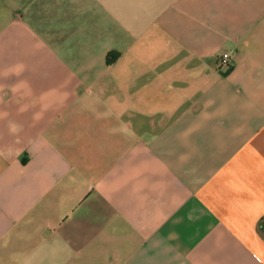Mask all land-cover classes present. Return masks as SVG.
Segmentation results:
<instances>
[{
	"label": "crops",
	"instance_id": "crops-1",
	"mask_svg": "<svg viewBox=\"0 0 264 264\" xmlns=\"http://www.w3.org/2000/svg\"><path fill=\"white\" fill-rule=\"evenodd\" d=\"M0 264H264V0H0Z\"/></svg>",
	"mask_w": 264,
	"mask_h": 264
},
{
	"label": "built area",
	"instance_id": "built-area-1",
	"mask_svg": "<svg viewBox=\"0 0 264 264\" xmlns=\"http://www.w3.org/2000/svg\"><path fill=\"white\" fill-rule=\"evenodd\" d=\"M218 63L222 67H228L230 65V56L228 54H223L218 58Z\"/></svg>",
	"mask_w": 264,
	"mask_h": 264
},
{
	"label": "clouds",
	"instance_id": "clouds-1",
	"mask_svg": "<svg viewBox=\"0 0 264 264\" xmlns=\"http://www.w3.org/2000/svg\"><path fill=\"white\" fill-rule=\"evenodd\" d=\"M2 115L3 116H6L7 113H4ZM8 131H9L10 134H16L17 132L20 131V128H19L18 125L14 124V123H9V125H8Z\"/></svg>",
	"mask_w": 264,
	"mask_h": 264
},
{
	"label": "trees",
	"instance_id": "trees-1",
	"mask_svg": "<svg viewBox=\"0 0 264 264\" xmlns=\"http://www.w3.org/2000/svg\"><path fill=\"white\" fill-rule=\"evenodd\" d=\"M110 60H111V54H108L107 61H110Z\"/></svg>",
	"mask_w": 264,
	"mask_h": 264
}]
</instances>
